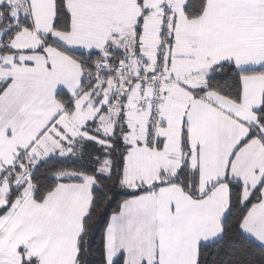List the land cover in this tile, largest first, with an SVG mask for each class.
<instances>
[{
  "label": "snow or ice",
  "instance_id": "1",
  "mask_svg": "<svg viewBox=\"0 0 264 264\" xmlns=\"http://www.w3.org/2000/svg\"><path fill=\"white\" fill-rule=\"evenodd\" d=\"M0 264H264V0H0Z\"/></svg>",
  "mask_w": 264,
  "mask_h": 264
}]
</instances>
